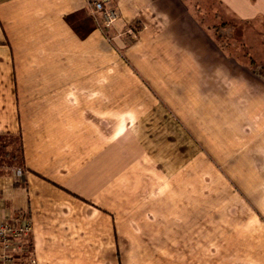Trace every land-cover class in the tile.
Listing matches in <instances>:
<instances>
[{
    "label": "crops",
    "instance_id": "1",
    "mask_svg": "<svg viewBox=\"0 0 264 264\" xmlns=\"http://www.w3.org/2000/svg\"><path fill=\"white\" fill-rule=\"evenodd\" d=\"M218 1L264 18V0ZM111 6L106 30L89 0H0V221L31 222L17 263L264 264V80L186 0Z\"/></svg>",
    "mask_w": 264,
    "mask_h": 264
},
{
    "label": "rangeland",
    "instance_id": "2",
    "mask_svg": "<svg viewBox=\"0 0 264 264\" xmlns=\"http://www.w3.org/2000/svg\"><path fill=\"white\" fill-rule=\"evenodd\" d=\"M186 1L190 8H195L193 11L199 20L227 55L250 66L253 72L264 80V18L242 21L232 16L218 0ZM137 29H141L139 24L130 27L129 30H132L133 34H129L134 37ZM251 62L255 65H251ZM5 157H2L5 158L4 164H19V155L15 150H10Z\"/></svg>",
    "mask_w": 264,
    "mask_h": 264
},
{
    "label": "built area",
    "instance_id": "3",
    "mask_svg": "<svg viewBox=\"0 0 264 264\" xmlns=\"http://www.w3.org/2000/svg\"><path fill=\"white\" fill-rule=\"evenodd\" d=\"M92 15L98 22L101 21L103 29H111L118 21V13L111 6V0H89ZM100 17L102 18L100 20ZM133 34L132 30H129ZM31 230L29 219L22 223L0 221V264H18L15 256V240L18 237L27 235Z\"/></svg>",
    "mask_w": 264,
    "mask_h": 264
},
{
    "label": "trees",
    "instance_id": "4",
    "mask_svg": "<svg viewBox=\"0 0 264 264\" xmlns=\"http://www.w3.org/2000/svg\"><path fill=\"white\" fill-rule=\"evenodd\" d=\"M252 64H253V65H255V63H254V62H251V65H252Z\"/></svg>",
    "mask_w": 264,
    "mask_h": 264
}]
</instances>
